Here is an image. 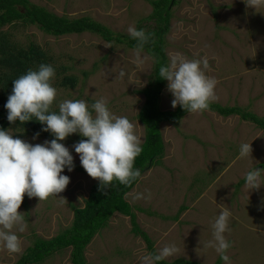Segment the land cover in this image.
<instances>
[{
  "label": "rangeland",
  "instance_id": "rangeland-1",
  "mask_svg": "<svg viewBox=\"0 0 264 264\" xmlns=\"http://www.w3.org/2000/svg\"><path fill=\"white\" fill-rule=\"evenodd\" d=\"M30 1L70 18L90 16L126 34L129 26L138 29L139 20L152 11L147 0ZM170 25L166 47L169 58L175 53L189 60L206 57L210 64L206 74L218 81L213 103L239 106L264 122V8H249L244 0H178ZM2 31L11 33L13 39L23 44H40L53 57L59 71L55 69L52 81L57 89L53 107L59 109L64 100H84L91 110L96 100L106 98L113 114L127 117L135 125L142 146L145 125L137 115L145 97L140 90L148 86L154 73L153 58L146 51L141 55L147 60L138 68L132 62L135 49L106 41L94 33L53 36L35 25L22 23L7 25ZM61 65L69 68L60 72ZM121 69L127 75L117 79ZM65 73L77 77L75 87L60 84ZM168 83L160 92L162 110L175 109ZM161 130L164 157L142 173L126 196L154 247L159 251L175 244L179 252L169 260L183 254L204 264H215L219 259L220 264H225L213 248L204 245L213 239V221L226 206L232 213L230 231L225 233L232 245L226 253L230 264H264V185L248 191L242 182L247 172L264 170L260 166L264 163V126L237 113L224 118L218 111L206 110L188 113L178 123L165 121ZM7 131L13 138L32 145L51 141L47 137L23 135L19 125ZM78 135L74 133L59 141L77 164L73 171L66 167L61 173L70 177L69 185L58 197L46 201L25 194L19 211L27 229L17 233L23 250L19 254L0 251V264L15 263L36 238H51L63 231L72 224L75 208L85 204L90 188L98 180L86 173L75 152L74 145L81 141ZM243 143H251L252 153L238 158ZM261 181L264 183V173ZM149 193L150 199H135L137 194L148 197ZM131 227V216L117 212L109 226L87 246L89 263L140 264V256L151 250ZM70 254L71 248L61 249L38 264H73Z\"/></svg>",
  "mask_w": 264,
  "mask_h": 264
},
{
  "label": "clouds",
  "instance_id": "clouds-1",
  "mask_svg": "<svg viewBox=\"0 0 264 264\" xmlns=\"http://www.w3.org/2000/svg\"><path fill=\"white\" fill-rule=\"evenodd\" d=\"M244 2L257 11L264 8V0ZM127 32L136 41L132 62L140 68L147 60L141 54L152 34L137 30L134 26H129ZM209 70L210 64L206 57L189 60L181 53L172 54L170 58L168 56L167 66H161L158 75L169 82L168 90L174 96L171 102L173 108L182 106L190 114L209 110L210 104L217 99L215 89L218 84L214 77L206 74ZM126 75L121 69L117 79H123ZM54 78L55 69L51 65L41 64L38 70H29L14 80L12 94L5 105L10 123L20 121L23 124L35 118L46 125L43 131L51 132L55 137L44 144L32 145L13 138L9 131L0 130V251L9 254H19L23 250L17 233L27 229L25 218L19 211L25 194L29 198H38L40 202L46 201L50 197H58L70 183V177L61 173L66 167L68 171L74 170L73 156L59 141H64L74 133L87 138L74 145L75 152L79 154L86 173L100 181L101 191L108 189L114 181L131 187L142 176L140 170L134 168L135 160L142 152V140L136 134L135 125L127 117L113 114L107 99L103 97L91 105V110L84 100H64L59 104L58 113L51 111L57 97V89L52 84ZM251 153V143H243L238 158L248 157ZM262 173L264 170L260 169L246 173L242 182H245L248 191L259 190L264 185ZM143 198L150 199L151 194L148 197L137 194L135 197ZM231 216L229 209L221 211L212 224L213 239L204 245L213 248L225 264H230V257L226 253L232 245L225 233L230 231ZM178 252L179 248L175 244L166 245L158 253L140 256L139 261L140 264H157Z\"/></svg>",
  "mask_w": 264,
  "mask_h": 264
},
{
  "label": "trees",
  "instance_id": "trees-1",
  "mask_svg": "<svg viewBox=\"0 0 264 264\" xmlns=\"http://www.w3.org/2000/svg\"><path fill=\"white\" fill-rule=\"evenodd\" d=\"M147 1L150 2L152 11L139 20L140 26L137 30H144L147 34H152L149 43L144 47V52L146 51L148 56L153 58L154 73L148 86L140 90L142 96L145 97V102L137 117L144 123L146 131L145 140L141 146L142 152L136 158L134 168L139 169L141 175L164 155L165 146L161 123L165 121L178 123L188 113L179 105L172 110H162L160 107V92L167 80L160 78L158 72L161 66H167L166 37L170 31L173 7L178 0ZM141 22L144 25H141ZM21 23L35 25L46 34L53 36L90 32L99 35L106 41L124 43L132 49H135L136 41L129 34L115 31L109 25L90 16L70 18L56 14L45 6L30 0H0V130L7 131L9 127L19 125L23 128V135L37 136L39 134V137H47L52 140L55 139L54 135L51 132L43 131L46 125L41 124L35 118L23 124L20 121L13 124L7 119L8 110L5 105L8 97L12 94L15 79L27 74L29 70H38L41 64L51 65L57 70L53 57L49 56L46 49L40 44L34 41L23 44L13 39L11 33L2 31L7 25ZM68 68L67 65H61L60 72L66 71ZM57 72L59 73L58 70ZM76 83L77 77L67 73L63 74L62 81H60L61 85L70 87H75ZM209 110L218 111L225 116L237 113L264 125V122L260 121L254 114L243 111L239 106L224 107L219 103L212 102ZM51 111L58 113L59 109L52 106ZM78 137L80 140L87 139L80 134ZM75 165L77 164H74V167ZM138 180L131 187L114 181L104 191L100 189V181L93 184L88 197L85 199V204L75 208L72 224L51 238H36L34 243L13 264H38L52 253L67 248H71L70 259L73 264H90L86 257L87 246L93 241L97 233L109 226L110 220L117 212L131 216V231L145 239L151 253H158L149 233L138 222L132 203L126 198V194ZM220 261L219 259L215 264H220ZM157 264L204 263L192 259L190 255L187 257L180 254L173 260L166 258Z\"/></svg>",
  "mask_w": 264,
  "mask_h": 264
},
{
  "label": "crops",
  "instance_id": "crops-1",
  "mask_svg": "<svg viewBox=\"0 0 264 264\" xmlns=\"http://www.w3.org/2000/svg\"><path fill=\"white\" fill-rule=\"evenodd\" d=\"M224 208H227V207H226V206L222 207V210H223ZM213 218H214V216L210 218V221H209V222L213 221ZM213 223H214V221H213Z\"/></svg>",
  "mask_w": 264,
  "mask_h": 264
}]
</instances>
